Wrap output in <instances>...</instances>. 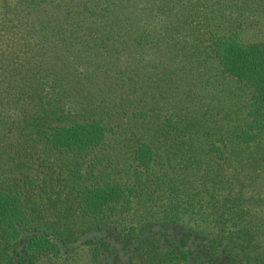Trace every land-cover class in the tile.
<instances>
[{
  "label": "trees",
  "instance_id": "16d2710c",
  "mask_svg": "<svg viewBox=\"0 0 264 264\" xmlns=\"http://www.w3.org/2000/svg\"><path fill=\"white\" fill-rule=\"evenodd\" d=\"M1 4L0 264H264V0Z\"/></svg>",
  "mask_w": 264,
  "mask_h": 264
},
{
  "label": "rangeland",
  "instance_id": "374dc122",
  "mask_svg": "<svg viewBox=\"0 0 264 264\" xmlns=\"http://www.w3.org/2000/svg\"><path fill=\"white\" fill-rule=\"evenodd\" d=\"M0 0V10L4 7L1 4ZM12 9H7L2 11V15L4 16H12V20H10L7 25L10 26V28L12 30L16 29V34L18 35V38L15 39L14 35L10 34L7 31H4L3 29H1L2 27L0 26V45L6 41V40H13L15 41L17 44L13 45V49H18V46H20V52L22 54V56H25L26 58H28V53L27 49L30 45V41H35L36 37H33V29H31L29 26H32V22H31V16L34 15V13H30L27 9L26 6H21V5H12L11 6ZM34 27V26H33ZM40 33V31H39ZM38 37V35H36ZM37 48V45L33 46V50L35 51V49ZM21 56L20 59L23 60V57ZM30 64V63H28ZM31 65V64H30ZM30 167L40 170V162L36 161L34 163H30ZM57 168H61L60 165L56 166ZM56 168V169H57ZM49 170H51L50 168H46L45 172H47ZM52 171V170H51ZM78 251H73L72 254L69 255H65L64 260H58L59 264H73L76 263V261H80L83 262L82 260H85V264H86V260L88 258H92L94 256L92 250H88L89 248L87 247L86 249H82V248H77ZM99 258H102V260L104 259L103 255H99ZM97 258V255H96ZM94 256V259H96ZM50 264V263H48ZM79 264V262L77 263Z\"/></svg>",
  "mask_w": 264,
  "mask_h": 264
}]
</instances>
